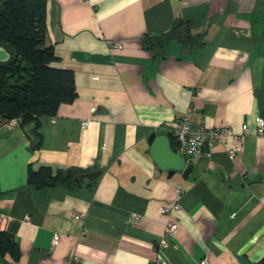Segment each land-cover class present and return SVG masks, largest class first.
<instances>
[{
    "label": "crops",
    "instance_id": "crops-1",
    "mask_svg": "<svg viewBox=\"0 0 264 264\" xmlns=\"http://www.w3.org/2000/svg\"><path fill=\"white\" fill-rule=\"evenodd\" d=\"M45 2V42L57 57L51 65L73 72L76 97L40 118L37 147L33 125L11 127L0 118V229L20 249L18 260L0 256V264L259 261L264 0ZM172 28L161 46L146 43V35L161 38ZM184 115L193 127L227 125L232 134L210 145V157L186 156L189 174L157 171L149 137L167 136L175 150L170 129ZM243 124L248 131L240 136ZM47 165L100 173L68 185H29V169ZM176 202L170 217L177 229L164 236L168 216L159 208ZM162 237L168 246L158 252Z\"/></svg>",
    "mask_w": 264,
    "mask_h": 264
},
{
    "label": "trees",
    "instance_id": "trees-1",
    "mask_svg": "<svg viewBox=\"0 0 264 264\" xmlns=\"http://www.w3.org/2000/svg\"><path fill=\"white\" fill-rule=\"evenodd\" d=\"M45 0H0V46L10 58L0 61V118H20L21 125L33 124V133L39 146L40 118L54 116L62 103L76 97L73 72L57 68L51 62L57 59L53 46L46 45ZM175 35L170 29L155 39L146 35V43L161 46L162 39ZM187 36V34H186ZM151 40V41H150ZM172 139V136H171ZM173 146V139L171 140ZM63 170L40 166L28 171V183L35 188L68 185L72 177ZM18 260L20 249L13 235L0 229V256ZM252 264H264V256Z\"/></svg>",
    "mask_w": 264,
    "mask_h": 264
},
{
    "label": "built area",
    "instance_id": "built-area-1",
    "mask_svg": "<svg viewBox=\"0 0 264 264\" xmlns=\"http://www.w3.org/2000/svg\"><path fill=\"white\" fill-rule=\"evenodd\" d=\"M8 126L21 125V119L11 118L6 120ZM82 126H86L87 121H82ZM256 131L258 135H264V122L261 117L256 119ZM248 131L247 124L242 125V134L244 136ZM170 134L174 142V149L177 153L183 156H204L210 157L211 153L209 151L210 145L214 142H224L227 137L232 134L231 128L227 125H219L212 128H206L203 125H198L197 127L192 126V121L189 119V115H184L176 120L170 129ZM238 136V137H240ZM230 157H233L236 153V147H232L227 151ZM179 192V189L176 190ZM179 207V203L176 202L171 206H161L159 208V213L162 215H167L168 219L165 223L164 236L171 235L177 229L176 222L170 217V213L173 209ZM85 214L78 213L75 217H84ZM28 218V217H26ZM59 238L58 233L53 234V241L56 242ZM168 246L165 237H162L158 244H156V250L160 252ZM199 264H208L207 259L203 258L200 260Z\"/></svg>",
    "mask_w": 264,
    "mask_h": 264
},
{
    "label": "water",
    "instance_id": "water-1",
    "mask_svg": "<svg viewBox=\"0 0 264 264\" xmlns=\"http://www.w3.org/2000/svg\"><path fill=\"white\" fill-rule=\"evenodd\" d=\"M10 58V53L4 50L0 46V61H6ZM33 124L30 123L25 125V128H30ZM29 134V133H28ZM31 139L35 138L34 134H29ZM150 143V155L154 162L156 163L157 171L166 170L170 175L174 171H183L185 174H189L192 163L191 160L186 156H183L177 153L172 149L170 145L169 138L167 136L156 135L152 133L149 137ZM100 171H91L88 173H83L79 175H75V171L68 169L65 172V176L73 177L75 182H82L84 178H88L90 180L94 179Z\"/></svg>",
    "mask_w": 264,
    "mask_h": 264
}]
</instances>
